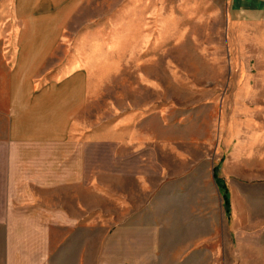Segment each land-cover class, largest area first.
Here are the masks:
<instances>
[{"label":"rangeland","instance_id":"374dc122","mask_svg":"<svg viewBox=\"0 0 264 264\" xmlns=\"http://www.w3.org/2000/svg\"><path fill=\"white\" fill-rule=\"evenodd\" d=\"M228 1L12 4L49 47L20 75L72 95L59 171L91 210L73 264H264V48L229 34Z\"/></svg>","mask_w":264,"mask_h":264},{"label":"crops","instance_id":"0c3cea01","mask_svg":"<svg viewBox=\"0 0 264 264\" xmlns=\"http://www.w3.org/2000/svg\"><path fill=\"white\" fill-rule=\"evenodd\" d=\"M14 3L0 0V264H73L84 258L85 229L88 250L91 210L85 206L90 188L85 191L84 174L78 178L81 189L69 188L71 173L59 171L60 163L68 168L75 161L68 155L60 162L58 155L60 144L71 143L72 95L34 91L20 75L23 67L40 66L49 47L21 42L24 23ZM227 24L229 34L246 30L243 38L264 48V0H229Z\"/></svg>","mask_w":264,"mask_h":264},{"label":"trees","instance_id":"16d2710c","mask_svg":"<svg viewBox=\"0 0 264 264\" xmlns=\"http://www.w3.org/2000/svg\"><path fill=\"white\" fill-rule=\"evenodd\" d=\"M226 206H228V201L226 198H224Z\"/></svg>","mask_w":264,"mask_h":264}]
</instances>
